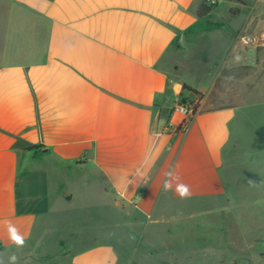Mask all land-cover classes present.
<instances>
[{
	"label": "crops",
	"instance_id": "1",
	"mask_svg": "<svg viewBox=\"0 0 264 264\" xmlns=\"http://www.w3.org/2000/svg\"><path fill=\"white\" fill-rule=\"evenodd\" d=\"M200 1L0 0L5 264L12 253L19 264H218L205 236L224 230L193 222L210 210L203 205L235 215L233 199L243 196V208L264 213V65L256 58L264 0H215L198 18ZM196 52L199 88L177 76ZM177 82L203 92L200 103L219 104H199L183 133L171 111L185 99ZM169 169L179 181L165 192ZM177 182L190 198L175 194ZM115 246L140 252L122 257ZM262 248L253 264H264Z\"/></svg>",
	"mask_w": 264,
	"mask_h": 264
},
{
	"label": "rangeland",
	"instance_id": "2",
	"mask_svg": "<svg viewBox=\"0 0 264 264\" xmlns=\"http://www.w3.org/2000/svg\"><path fill=\"white\" fill-rule=\"evenodd\" d=\"M244 1H251V0H244ZM219 11H221L223 14L226 12L224 10V4L220 2L218 4ZM227 13V12H226ZM1 29V26H0ZM260 41L257 42V40H253V44H259ZM257 64L264 65V47H258L257 48ZM186 52V51H185ZM192 54V53H191ZM200 54H197L194 57H191V60L195 58L194 61H191V64L182 63L179 67V72L177 74L178 77H180L182 80L189 82L193 85L195 88H199L201 86L203 73L202 71L198 70V67L194 66L193 64L196 62V58L199 57ZM196 67V68H195ZM255 76L257 78L261 77V73H263L262 68L258 71L255 68ZM176 84H180L179 87H175V95L176 97H185V99L192 98L194 102H197V104H201L202 108H208L213 107L215 105H219L216 103H208L207 99L203 103H200L203 100V92H199L201 95H196L190 92L189 97L187 92L188 90H196L193 87H189L186 83L181 84L180 82H177ZM248 88V85H245L243 87V90H246ZM207 93V91H205ZM213 95V92L211 91L209 93V96ZM37 189L35 188V191ZM195 204L194 207H198L197 209H201L199 206L204 201H194L192 202ZM250 204L249 198L247 197H235L233 199V206H235L237 209H235L238 214L235 215H222L218 209H214L217 205L215 201H211V205L204 204L203 206L211 207L209 208L205 214H203L202 211H200V214L197 215V219L193 222L198 224L202 223L206 225L207 229H221L224 231L218 232L209 230L207 231V235L205 236V239L207 240V244L209 243L210 246L204 247V251L206 255L211 256L214 258L218 264H222L224 262H233L237 261L238 264H253L257 259V256L255 254V250H261L264 246V213L259 214H252L250 211H247L246 208H243L244 206ZM203 207V208H204ZM227 230V232H226ZM231 231V232H229ZM140 231H130L128 232L131 236L133 235L137 238V236L140 235ZM112 233V232H111ZM160 233V232H157ZM227 234V236H225ZM262 238L263 240L256 243H254V238ZM135 239V238H134ZM128 242V241H126ZM111 244H114L113 241H111ZM116 255L122 256V257H133L137 256L139 254L140 249L131 247V246H122L117 247L115 246L113 248Z\"/></svg>",
	"mask_w": 264,
	"mask_h": 264
},
{
	"label": "clouds",
	"instance_id": "3",
	"mask_svg": "<svg viewBox=\"0 0 264 264\" xmlns=\"http://www.w3.org/2000/svg\"><path fill=\"white\" fill-rule=\"evenodd\" d=\"M247 38H244V43H247ZM241 56L239 54L234 56L235 62H239L241 60ZM175 179L179 181V177L174 175V171L169 169L168 172L165 173V180L163 182V190L165 192L172 191V180ZM175 194L179 196L180 199H188L191 197V190L188 185L184 183L177 182L175 186ZM123 195V194H121ZM7 227V233L11 242L16 246L17 249H22L26 245L25 237L19 232L17 227L12 224L10 221H5ZM0 264H5L3 259H0ZM7 264H19V258L15 253H12L7 258Z\"/></svg>",
	"mask_w": 264,
	"mask_h": 264
},
{
	"label": "built area",
	"instance_id": "4",
	"mask_svg": "<svg viewBox=\"0 0 264 264\" xmlns=\"http://www.w3.org/2000/svg\"><path fill=\"white\" fill-rule=\"evenodd\" d=\"M207 3L211 6H214L216 4V1L208 0ZM171 111L182 116V120L178 124V131L180 133H183L187 130L192 118L199 111V104H197V102H194L192 98L178 99L173 102Z\"/></svg>",
	"mask_w": 264,
	"mask_h": 264
},
{
	"label": "trees",
	"instance_id": "5",
	"mask_svg": "<svg viewBox=\"0 0 264 264\" xmlns=\"http://www.w3.org/2000/svg\"><path fill=\"white\" fill-rule=\"evenodd\" d=\"M212 7L213 6L207 3V0H201L196 9V16L198 18L205 16L211 10ZM229 14L231 16H234L236 14V10H230ZM188 91L196 95H201L199 92L191 90V89H189Z\"/></svg>",
	"mask_w": 264,
	"mask_h": 264
},
{
	"label": "water",
	"instance_id": "6",
	"mask_svg": "<svg viewBox=\"0 0 264 264\" xmlns=\"http://www.w3.org/2000/svg\"><path fill=\"white\" fill-rule=\"evenodd\" d=\"M182 43H183V45H185L184 42H183V40H182ZM177 86L179 87L180 84H175V86H174V91H175V87H177Z\"/></svg>",
	"mask_w": 264,
	"mask_h": 264
},
{
	"label": "bare ground",
	"instance_id": "7",
	"mask_svg": "<svg viewBox=\"0 0 264 264\" xmlns=\"http://www.w3.org/2000/svg\"><path fill=\"white\" fill-rule=\"evenodd\" d=\"M177 87H178V86H177ZM177 87H176V88H177Z\"/></svg>",
	"mask_w": 264,
	"mask_h": 264
}]
</instances>
